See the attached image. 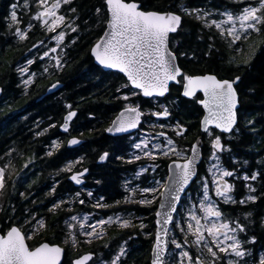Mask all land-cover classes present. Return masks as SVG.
<instances>
[{
	"label": "snow or ice",
	"instance_id": "6c2138e0",
	"mask_svg": "<svg viewBox=\"0 0 264 264\" xmlns=\"http://www.w3.org/2000/svg\"><path fill=\"white\" fill-rule=\"evenodd\" d=\"M230 3L233 8L225 6L221 9L191 5L188 0H174L168 7L150 8L145 0H101L100 6L95 8V23L102 34L91 44L88 55L101 68L115 70L126 77L125 82L115 89L120 95L113 96L121 107L104 131L121 138L127 134L126 138L131 141L130 146L135 151L125 163L150 162L140 165L134 172V179L149 170L156 172L163 162H166L167 171L159 179L154 176L152 183L145 187H128L130 182H126L125 191L128 194L114 204L105 202L103 196L96 198L92 204L96 209L121 204L145 207L154 213V232L145 231L148 224L131 212L126 217L116 213L106 219L96 218L90 212H75L71 205H85L90 200L82 198V190L67 198L56 197L60 181H55L48 192L53 200L47 211L53 217L61 212L67 213L62 217L63 227L60 228L64 236L63 245L77 250L82 245L91 246L94 241L103 240L108 228L115 225L120 229L137 228L145 237L152 239L150 264H264V255L257 260L252 251L257 236L250 234L254 227H259L264 233V216L257 218V214L247 207L264 199V192L258 193L251 183L264 181V167L252 171L247 167V159L237 160L231 146L233 138L243 136L245 130L252 133L259 131L254 118L244 119V129L241 128L243 114L240 111L242 96L239 86L243 83L240 73L244 69H251L255 49L264 44V0H230ZM72 4L73 0H32L31 4L29 0H24L20 5L17 0L9 5V11L3 18L4 24L19 42L29 38V33L35 27L33 21L38 22L46 36L52 34L48 36L49 40L55 41L54 47L46 45L44 40L37 41L28 50L31 54L32 49H36V54L31 58L25 56L23 65L17 62L15 71L21 77L17 87L22 85L27 90L36 83L37 72L30 71V68L37 60L48 58L54 61V64L45 66L41 74L49 73V67L57 72L64 70L68 63L66 58L70 56L65 49H70L81 39L77 35L70 44L65 43L69 32L78 33L80 29L76 23L79 17L65 14L76 13ZM19 8L26 10L29 16L25 27H21L23 21L18 14ZM184 17L199 25L201 33L207 30L209 40L218 36L233 53H240V56L233 55L226 60L227 67L223 69L226 76L182 71L177 63L176 49L180 42L172 34L183 29ZM213 32L215 36L211 34ZM197 38L203 40L204 36L200 34ZM208 48L211 51L214 44H209ZM179 56L186 57L187 53L180 52ZM60 83L57 79L48 86V91L57 89ZM170 84L178 85L179 96L188 98L202 109L198 122L199 134L187 146H182L178 141L187 140L186 133L190 126L180 120L175 123L158 122L167 120L172 112L169 106L159 101L151 103L159 97L168 99L172 91ZM122 89L127 91L122 92ZM248 91L254 92L255 89L249 87ZM0 92H3L2 88ZM169 103L175 106L179 100L173 99ZM65 107L68 111L60 127L67 133L77 111L72 104ZM9 111H12L10 107ZM142 125L150 129L158 128L159 131L146 132ZM48 127L55 128L56 125L50 124ZM133 130L140 133L134 139L131 135ZM47 131L44 129L36 135H44ZM205 142L209 146L206 160L202 152ZM81 143L77 137L67 140L68 146ZM60 147L61 143L53 140L45 155L53 156ZM13 151L15 149L5 155L11 157ZM108 156V152L102 153L99 161H105ZM225 157L231 167L225 166ZM34 160L35 155L30 156L20 172H16L11 159L0 167V197L6 194L8 177L12 173L19 177ZM82 161L83 158L69 161L58 169L57 175L69 173L67 178L70 181L82 185L89 169L73 170ZM258 163L264 165V161ZM202 164L207 165L203 172L200 171ZM241 169H244L243 172ZM236 180L242 181L247 190V194L239 199L233 195ZM12 187L15 188V181ZM260 187L264 189V183ZM191 192H195L198 199L191 196ZM20 195L25 194L21 192ZM86 196L91 199L94 194L89 190ZM185 196H188L187 200L183 199ZM228 205L239 208V214L235 209L224 207ZM12 211L15 212V209ZM134 220L140 222L137 224ZM56 227H60V220L49 225L46 218H37L34 214L20 225L9 224L6 231L0 230V264H63L65 247L42 238L44 232ZM37 237H41L38 243H28ZM132 238L130 235L129 239ZM126 245L127 241L119 245L110 259L96 260L95 252L89 251L75 256L69 264H125L123 257L128 255ZM103 247L109 248V244L104 243Z\"/></svg>",
	"mask_w": 264,
	"mask_h": 264
},
{
	"label": "flooded vegetation",
	"instance_id": "af4514ba",
	"mask_svg": "<svg viewBox=\"0 0 264 264\" xmlns=\"http://www.w3.org/2000/svg\"><path fill=\"white\" fill-rule=\"evenodd\" d=\"M13 2H17V0H0V88L3 89V92H0V167H3L8 160L11 159V163L16 172H20L24 163L30 156L35 155V160L28 168L21 172L19 177H17L15 173H12V175L8 177L6 194L0 199V230L6 231L11 223L20 225L26 218H30L31 214H34L37 218H46L49 225L56 220H60V227L50 228L49 231L42 234V238L65 247V255L62 258L63 264H69L75 256L82 252L89 251L95 252L94 259L96 260L103 261L110 259L111 255L118 250L119 245L124 241H127L126 248L128 252V255L123 257L125 264H150L152 239L150 237H145L137 228L120 229L113 225L108 228L107 235L103 240H96L91 246L82 245L79 250L63 245L64 236L61 234L60 228L63 227L62 217H65L67 213L61 212L59 216L53 217L52 214L47 211V209L51 207V202L53 200V197L49 196L48 192L50 186H52L55 181H60L57 185L56 197L63 196L67 198L69 195H74L76 191L82 190V198L86 201L90 200V202L85 205H71L75 212H90L93 213L96 218L105 219L107 216L116 213L126 217L128 213L131 212L134 216L142 218L144 222L148 224L149 227L145 231L154 232V213L145 207L134 204H121L111 208L96 209L93 208L92 204L95 202V199L100 196L105 197V202L108 204H114L115 201L122 200L124 196L128 194L125 191L126 182H130L128 187L148 186L152 183L154 176L159 179L164 175V166L162 163L161 167L157 169L156 172L149 170L139 178L134 179V172L141 164H146V160L138 161L134 164H127L124 162L132 156V154L127 152V140H129L126 138L127 135H124V138L120 136L111 137L113 141L111 152L102 151L98 154L84 152V139L81 135L83 120L82 115L80 113L78 114L81 107V98L79 95L76 96L75 103L67 101L64 83L57 77L59 72L53 68L49 67V73L41 74L43 68L54 64V61H50L48 58H45L43 61L37 60V63L30 68V71L37 72L36 83L27 90H25L22 85L17 87L21 81V77L15 71L17 62L23 65L25 56L31 58L32 55L36 54V49H32L31 54H29L28 50L31 49L32 45L37 43V41L44 40L45 44L51 47L55 46V41L48 39V36L52 34L46 36L36 21L32 22L35 27L29 33V38L27 40L19 42L16 37L12 36L7 31L3 18L9 11V5ZM18 2L20 5H23L24 0H18ZM29 3L31 4L32 0H29ZM225 4L226 5H222L219 8L227 6L231 9L234 7L230 3V0H226ZM65 8H67V6H65ZM34 10L35 6L33 4L32 11ZM18 14L23 21L21 27H25L29 19L26 10L19 8ZM65 14L67 15V12H65ZM187 20H189V18H187ZM191 21L194 22L193 20ZM204 31L208 32L207 30ZM101 34L102 33L99 31L96 39ZM212 34L215 36L214 32ZM75 37V33L69 32L66 36L65 43L70 44L71 39ZM217 39L220 40L218 36ZM95 40L92 43H94ZM178 41L181 42V40ZM179 44L176 45V49H178ZM43 50L46 49H42L41 51ZM68 50L69 49H65V51ZM50 55L52 54L50 53ZM5 58L8 60L5 61ZM9 61H11L10 64L8 63ZM68 64L69 63L65 65L64 70H66ZM64 70L62 72H64ZM182 71L189 74L210 73H192L184 69H182ZM57 79L61 82L60 86L57 89L48 91V86ZM124 79L126 80L125 77ZM57 100H59L61 109L51 108ZM66 104H72L73 109L77 111V116L74 117L70 123L69 132L67 133L60 130V125L63 124V117L68 111L65 107ZM9 107L12 111H9ZM161 122L175 123V118L169 117L167 120H161ZM50 124H55L56 127L49 128L48 126ZM142 127L145 128L146 125H142ZM44 129H48L44 135H36L37 132H41ZM74 129H77L79 132L76 133ZM136 133L137 131L131 135L133 136ZM72 137L81 139L82 143L68 146L67 140ZM53 140L60 142L61 147L59 150L54 151L53 156L48 157L45 153L50 150V145ZM11 149H15L11 157L5 155ZM104 152H108L109 156L105 161L101 162L99 161V156ZM117 157H123L124 159H117ZM80 158H83L82 163L77 164L73 170L78 171L83 168L89 169V172L85 174L84 183L82 185H76L74 182L70 181L67 178L70 175L69 173L57 175L58 169L64 167L66 163L79 160ZM14 181L15 188L12 187ZM96 181H100V183H96ZM260 183V180L253 183L258 193L261 191L264 192V189L260 187ZM29 185H31V187H29ZM89 190L94 194L91 199L86 196V192ZM21 192L25 195L21 196ZM192 194L195 196V192H192ZM246 194L247 190L241 186V188L234 193V196L239 199ZM224 207L229 210L235 209L236 214H239L240 210L236 206L228 205ZM247 207L251 208L257 214V218L264 216V199L258 200L255 205H248ZM13 208L15 212L12 211ZM139 222V220H134V223L138 224ZM25 227L27 228V225H25ZM252 233L257 236V243L252 248V251L258 260L260 255H264V233H262L259 227H254L250 231V234ZM130 235L133 236L132 239H129ZM40 239L41 237H37L32 241H28V243L34 245L38 243ZM81 239L83 238L81 237ZM104 243H108L109 248H104Z\"/></svg>",
	"mask_w": 264,
	"mask_h": 264
},
{
	"label": "trees",
	"instance_id": "16d2710c",
	"mask_svg": "<svg viewBox=\"0 0 264 264\" xmlns=\"http://www.w3.org/2000/svg\"><path fill=\"white\" fill-rule=\"evenodd\" d=\"M145 2L150 8L152 6L168 7L174 0H145ZM188 2L191 5L207 6L209 8L226 5V0H188ZM100 4L101 0H73L71 7H75L77 11L76 13H67V15L79 17L76 23L80 25V29L78 33H75V36L79 35L81 39L78 40L76 45L70 47L68 50L70 56L67 58L69 64L64 72H59L57 75L64 83L68 102L75 103L78 95L81 98V107L78 114L82 115L83 120L81 131L84 139V152L93 154L102 151L111 152L112 150V138L106 135L104 128L121 107L119 102L113 100V96L120 95V93L115 92V89L125 82L121 74L103 71L94 64L93 58L88 55L89 47L100 31L95 23V8ZM200 34L204 36L203 40L197 38ZM209 34L205 31L201 33L199 25H196L190 19L187 20V17H185L183 29L178 30V33L173 35L175 39L181 40L178 47L179 51H177L178 65L192 73L210 72L219 76H226L227 73L223 71L227 67L226 60L233 55L240 56V53H233L217 37L214 40H209ZM209 44H214L211 51L208 48ZM245 51H247L246 48ZM255 51L256 54L252 59L251 69H244L240 73L243 76V83L239 86L242 96L240 111L243 114L241 120L242 130L244 129V119L254 118L255 127L259 131L252 133L245 130L243 136L233 138L231 146L233 155L238 161L247 159L249 162L248 168L260 170L261 167H264V165L258 163L264 161V44H261ZM180 52L187 53V56H179ZM4 60L7 61L8 59L5 58ZM170 87L172 91L168 99L162 98L158 101L165 102L178 98L179 103L177 105L174 106L168 102L167 106H169L172 112L171 117L175 118V121L180 120L185 125L190 126L189 131L186 133L187 140L178 141L182 146H187L199 134L198 122L202 116V109L193 101L179 96L177 85L172 84ZM249 87L254 88L255 91L249 92ZM121 91H127V89ZM151 103L155 104L156 102L151 101ZM51 108L61 109L59 100ZM74 131L79 132L77 129H74ZM202 152L204 155L206 154L205 148L202 149ZM165 164L166 162H163L164 174L166 173ZM225 165L231 167L227 158L225 159ZM200 171L203 172V164L200 166ZM260 182V185L264 183V181ZM235 184L236 191H238L241 186L238 181Z\"/></svg>",
	"mask_w": 264,
	"mask_h": 264
},
{
	"label": "rangeland",
	"instance_id": "374dc122",
	"mask_svg": "<svg viewBox=\"0 0 264 264\" xmlns=\"http://www.w3.org/2000/svg\"><path fill=\"white\" fill-rule=\"evenodd\" d=\"M221 9H223V8H221ZM230 9V8H229ZM237 53H239V52H237ZM155 102H157L158 101V99L157 100H154ZM169 102V100H167V101H165V102H160V103H163V104H165V105H167V103ZM153 120H155V119H153ZM158 122H161V121H158ZM169 123H171V122H169ZM145 129V131L146 132H149V133H152V132H155V131H159V129L157 128V129H150L147 125H146V127L144 128ZM140 133H136L135 135H133L132 136V138L134 139L135 137H137L138 135H139ZM131 141L130 140H127V152L128 153H130V154H133L134 153V149L133 148H131ZM205 155H204V158H205V160L207 159V156H208V154H209V146L207 145V143L205 144ZM227 157H225V159H226ZM148 163H150L149 161H147L146 160V164H148ZM228 163L230 164V166H232L231 165V163L228 161ZM207 165L206 164H203V171H204V169H205V167H206ZM226 166V165H225ZM237 167H239V165L237 166ZM243 170L244 169H241V172H243ZM252 171H258L259 169H251ZM239 182V184H240V186H243V182L242 181H240V180H236L235 181V183L236 182ZM241 182V183H240ZM251 183H254V182H251ZM234 193H236V191L234 192ZM234 193H233V195H234ZM190 195L191 196H193L194 194H192V192L190 193ZM193 197H196V193H195V196H193ZM197 199H198V197H196ZM0 199H1V197H0ZM188 199V196H185V198H184V200H187Z\"/></svg>",
	"mask_w": 264,
	"mask_h": 264
},
{
	"label": "water",
	"instance_id": "95a60500",
	"mask_svg": "<svg viewBox=\"0 0 264 264\" xmlns=\"http://www.w3.org/2000/svg\"><path fill=\"white\" fill-rule=\"evenodd\" d=\"M93 61H94V58H93ZM94 63H95V61H94ZM96 64V63H95ZM97 65V64H96ZM98 66V65H97ZM100 67V66H99ZM103 69V68H102ZM104 71H108L109 69H103ZM109 71H115V70H109ZM123 75V74H122ZM126 78V77H125ZM172 84H170V86H171ZM159 98H162V97H159ZM114 118V117H113ZM62 132H64L62 129H60ZM136 130H133V132H135ZM132 132V133H133ZM106 133V132H105ZM106 135H108V136H110V137H117V136H113L112 134H109V133H106ZM123 135H127V134H123ZM166 171H167V169H166ZM152 249V248H151Z\"/></svg>",
	"mask_w": 264,
	"mask_h": 264
}]
</instances>
